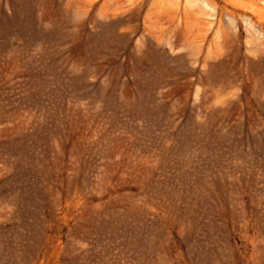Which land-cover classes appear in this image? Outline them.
Here are the masks:
<instances>
[{
  "label": "rangeland",
  "instance_id": "1",
  "mask_svg": "<svg viewBox=\"0 0 264 264\" xmlns=\"http://www.w3.org/2000/svg\"><path fill=\"white\" fill-rule=\"evenodd\" d=\"M0 264H264V0H0Z\"/></svg>",
  "mask_w": 264,
  "mask_h": 264
}]
</instances>
